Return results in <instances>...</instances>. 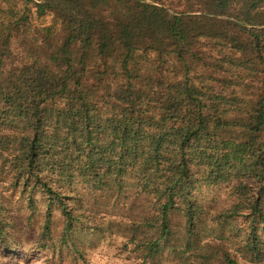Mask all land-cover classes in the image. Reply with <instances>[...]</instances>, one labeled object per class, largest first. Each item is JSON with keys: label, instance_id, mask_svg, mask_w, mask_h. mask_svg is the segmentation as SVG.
Listing matches in <instances>:
<instances>
[{"label": "trees", "instance_id": "trees-1", "mask_svg": "<svg viewBox=\"0 0 264 264\" xmlns=\"http://www.w3.org/2000/svg\"><path fill=\"white\" fill-rule=\"evenodd\" d=\"M173 1L0 0V187L76 251L81 188L131 189L136 264H264V0Z\"/></svg>", "mask_w": 264, "mask_h": 264}, {"label": "rangeland", "instance_id": "rangeland-1", "mask_svg": "<svg viewBox=\"0 0 264 264\" xmlns=\"http://www.w3.org/2000/svg\"><path fill=\"white\" fill-rule=\"evenodd\" d=\"M32 20L36 24H46L51 21V16L38 18L33 13ZM0 190L3 192L2 201L7 207V217L13 223L10 237L13 248L5 250L0 246V264H136L139 261L137 256L140 253L135 252L131 244H126V238L114 232L116 229L106 228L107 222L113 218L126 220L127 215L141 211L145 198L136 196V191L130 189L127 198H122L116 205L112 193L99 191L90 194L87 189L81 188L85 216L92 227L86 233L82 231L79 234V251H76L70 245L57 242L65 223L59 211H55L52 217V236L42 237L46 219L43 206H38L34 211L19 192L5 187H0ZM201 194L205 202L215 200L217 205L224 204L228 198L225 186L204 187ZM131 200L140 206L133 212L129 210L131 204L125 203ZM163 264L170 263L165 261Z\"/></svg>", "mask_w": 264, "mask_h": 264}]
</instances>
